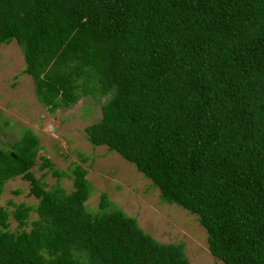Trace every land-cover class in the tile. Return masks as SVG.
Wrapping results in <instances>:
<instances>
[{
  "label": "trees",
  "instance_id": "obj_1",
  "mask_svg": "<svg viewBox=\"0 0 264 264\" xmlns=\"http://www.w3.org/2000/svg\"><path fill=\"white\" fill-rule=\"evenodd\" d=\"M13 41L50 113L107 97L89 142L197 215L216 258L264 264V0H0V47ZM10 127L0 111V264H190L107 193L92 211L86 167L59 170L32 129ZM19 177L36 207L1 203Z\"/></svg>",
  "mask_w": 264,
  "mask_h": 264
},
{
  "label": "rangeland",
  "instance_id": "obj_2",
  "mask_svg": "<svg viewBox=\"0 0 264 264\" xmlns=\"http://www.w3.org/2000/svg\"><path fill=\"white\" fill-rule=\"evenodd\" d=\"M25 68L26 61L16 41L0 47V111L15 123V128H8L9 132L18 136L20 127L32 129L40 137L39 155L49 157L59 170L72 175L75 164L82 163L92 184L87 202L92 211L98 210L101 194L105 192L115 207L137 218L140 226L157 241L183 243L190 264H225L209 250L208 233L197 215L162 201L159 189L136 165L107 146L89 142L86 127L101 120L107 97L83 96L73 106L50 113L36 96L35 82L25 73ZM80 153L88 156L86 162L81 160ZM41 165L42 159H39L33 168L36 176L43 177L48 171L45 181L49 187L56 185L58 180L52 171L41 170ZM60 183L67 192L72 191V177L65 176ZM22 202L36 207L39 201L30 195L29 183L19 177L6 184L1 203L13 209L11 203ZM37 217L36 211L31 214V220ZM10 228H19L13 218Z\"/></svg>",
  "mask_w": 264,
  "mask_h": 264
}]
</instances>
